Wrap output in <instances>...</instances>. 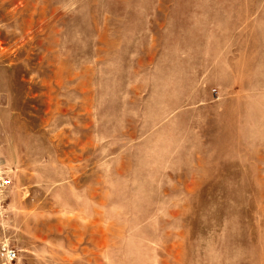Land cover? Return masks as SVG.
<instances>
[{
	"label": "rangeland",
	"instance_id": "374dc122",
	"mask_svg": "<svg viewBox=\"0 0 264 264\" xmlns=\"http://www.w3.org/2000/svg\"><path fill=\"white\" fill-rule=\"evenodd\" d=\"M0 264H264V0H0Z\"/></svg>",
	"mask_w": 264,
	"mask_h": 264
},
{
	"label": "built area",
	"instance_id": "2783aa9c",
	"mask_svg": "<svg viewBox=\"0 0 264 264\" xmlns=\"http://www.w3.org/2000/svg\"><path fill=\"white\" fill-rule=\"evenodd\" d=\"M11 185L10 180H4L0 178V194L6 191ZM0 259L6 263H12L17 259V253L15 250L10 249L0 239Z\"/></svg>",
	"mask_w": 264,
	"mask_h": 264
}]
</instances>
